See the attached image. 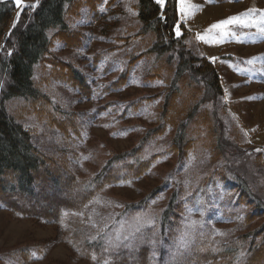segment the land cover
<instances>
[{"label": "rangeland", "instance_id": "rangeland-1", "mask_svg": "<svg viewBox=\"0 0 264 264\" xmlns=\"http://www.w3.org/2000/svg\"><path fill=\"white\" fill-rule=\"evenodd\" d=\"M108 1H99L94 10L83 3L68 14L67 29L78 35L64 37L66 42L53 37L56 28L51 35L48 31L51 52L75 68L86 89L54 73L50 62L36 63L34 77L49 102L39 101L31 111L25 98L7 102L8 112L30 130L35 147L62 162L67 173L50 175L44 196L34 184L32 194L16 191L0 199V264H246L261 247L256 264H264V215L248 217L255 202L264 207V71L259 70L264 39L255 27L239 25L231 26L236 36L217 43L196 39L229 16L264 10V0H189L195 7L183 20L177 10L187 29L186 48L214 64L224 89L196 106L189 95L173 90L174 60L171 67L149 51L154 38L141 32L137 0ZM17 11L15 6L7 32ZM85 16L89 22L78 23ZM253 57L254 63H247ZM194 106L207 110L215 137L205 120L187 123ZM181 123L192 133L189 146L181 143L178 151L170 144ZM123 153L126 158L109 165L112 180L101 183L107 173L101 174L103 167ZM141 165L146 167L139 176L127 171ZM235 182L241 186L234 187ZM155 187L159 192L144 210L124 212ZM173 192L177 218L162 224L160 212ZM66 195L70 207L61 198ZM189 207L190 218L203 222L182 245ZM138 214L155 221L141 229L142 240L131 247L106 245L105 238L115 241L118 232L123 237L133 231Z\"/></svg>", "mask_w": 264, "mask_h": 264}, {"label": "trees", "instance_id": "trees-1", "mask_svg": "<svg viewBox=\"0 0 264 264\" xmlns=\"http://www.w3.org/2000/svg\"><path fill=\"white\" fill-rule=\"evenodd\" d=\"M99 1L101 0H38L37 3L36 0L34 2L36 4L35 8H26L21 12L20 22L16 28H10V36L7 35L10 29L7 32L6 28L11 21L15 6L11 0L0 1V81H3V88H0V199L4 201V194L10 192L20 191V193L28 192L32 194V185L34 184L37 185V188L42 189L40 196L41 194L44 196L43 189H47L50 175L59 177L58 174L67 173L62 162H58L54 157L44 154L35 147L31 140L30 130L16 121L15 117L8 112L7 102L25 98L29 101L26 111L33 110V107L36 109V104L39 101L49 102L48 95L34 77L36 63H40L42 66L44 62H50L52 64L51 70L54 73L69 78L74 85L86 89L84 79L77 74L75 68L63 62L51 52L52 38L48 36V31L56 28L57 31L54 32L53 37L57 36L64 41V37L76 35L77 32L72 31L70 34L67 29L66 16L78 11L83 3H88L90 8L94 10ZM114 1L109 0L108 3ZM136 8L142 34L149 33L154 38L149 51L156 54L161 61L164 60L171 67L174 60L175 69L172 77V87L175 92H180L182 97L185 94L189 95L188 100L190 102L193 100L195 106L198 105L197 100L202 105L223 94L222 81L214 64L206 58L195 56L186 48L184 39L187 29L182 23H179L177 0H168L165 11L166 22L158 19L159 9L153 0H137ZM174 23L181 25L182 35L180 37H176L173 32ZM9 51H11V55L8 54ZM171 53L174 54V58ZM195 106L188 110L187 123L192 124L193 120L203 119L207 122L209 132L215 137L217 132L211 116L206 112V109L196 110ZM40 109L44 110V107L42 106ZM187 125L186 123L179 125L177 132L174 134L173 142L170 144L172 149L181 151V143H184L186 148L189 146L192 132L189 131V127H185ZM160 130L162 131V129ZM126 155L123 153L109 159L101 171V174L107 171L101 183L112 180L113 172L110 169V163L119 161L118 159H124ZM145 167L146 165H141L127 171L139 176L138 174H142ZM39 184L40 186H38ZM233 185L234 187L241 186L240 182H235ZM159 188L151 189L139 201L126 205L124 212L133 213L144 210L148 205V200L158 194ZM245 190L241 195H246ZM243 196H241L242 199ZM175 197L176 192H173L170 195L168 205L160 212L159 219L162 224L170 218H177L176 211L179 206L174 204ZM61 198H63L67 207L73 205L67 195ZM31 212L28 211L25 215L31 214ZM261 215H264V207L261 206V203L255 202L253 212L248 217L253 218ZM261 229H264V224ZM261 250L262 247L255 249L249 255L246 264H256V256H259Z\"/></svg>", "mask_w": 264, "mask_h": 264}, {"label": "snow or ice", "instance_id": "snow-or-ice-1", "mask_svg": "<svg viewBox=\"0 0 264 264\" xmlns=\"http://www.w3.org/2000/svg\"><path fill=\"white\" fill-rule=\"evenodd\" d=\"M153 2L156 6H158V9H159V11L157 13L158 19L166 22L167 17L165 15V11H166V6L168 3V0H153ZM13 3L19 9V11H17V13H16V17L14 18L13 24H12V29H15L17 24L20 22L21 12L26 8H35L36 4H28L26 2V0H13ZM37 3H38V0H37ZM194 7H195L194 5L189 3V0H177V10L181 14L180 19L181 20L186 19L189 15H191ZM129 11L131 12L132 10L129 9ZM257 11H260L262 14L259 17L254 18L253 14L256 13ZM132 14L135 15L137 13H132ZM87 22H89V21L87 20L86 16L84 19H81L80 21H78V23H80V24H84ZM234 25H239L242 28L255 27L260 38L264 39V10L248 9L244 12L239 13V14L229 16L223 20L218 21L217 23H213L212 25H210L209 28L204 30L203 34L197 33L196 39L199 41H205L207 43H217L228 35L236 36V33L232 30V27H231ZM72 27L75 28L76 25H73ZM54 30L55 29H50L49 35H51V32ZM173 32H174L176 37H180L182 35L181 25L174 23ZM217 33H219L218 37H217ZM7 35L8 36L11 35V29ZM8 54L11 55V51H9ZM210 59L213 62H215L218 58L212 57ZM255 60H256V57H253L251 60H248L247 63L253 64ZM259 70L264 71V68L259 69ZM157 83H162V81H158ZM0 88H3V81H0ZM225 95H227V90H225ZM207 107H211V105H208ZM245 135H247V133H245ZM256 151H260V149H256ZM127 183L130 185L131 180H128ZM153 203H155V201H153ZM197 203L202 204L203 201L200 200V201H197ZM118 206L123 207V205H118ZM187 212H188V218H186V223H185L186 231L183 233V235L181 237V244L182 245L185 243L184 237L189 235L190 231L195 230L196 225L201 224L203 222L202 220L198 221V220H194V219L190 218L192 215V209L190 207L187 208ZM82 214L83 213H80V215H82ZM200 214H201V217L204 216V211L202 209L200 210ZM238 218L243 219V216L241 215ZM154 222H155L154 220L146 219L143 215L138 214L137 216L133 217V223L135 225L133 231L129 232L127 235H125L123 237H121L120 233L118 232L115 236V241H113V239L111 237H107V238H105V243L109 247L114 248V247H118L120 244H122L124 242H127V244H125V246L131 247L132 243L134 241L143 239L141 229L146 224L151 225V224H154ZM101 232H103V229H101ZM138 233H140L139 236L137 235ZM98 237H99V234L97 236L91 237L90 239L96 240ZM241 255H244V253H241ZM92 259H94V260L96 259L94 254L92 255ZM106 264H107V262H106Z\"/></svg>", "mask_w": 264, "mask_h": 264}]
</instances>
